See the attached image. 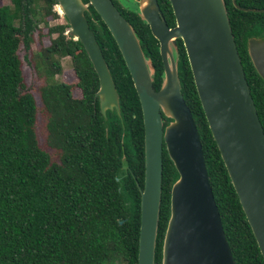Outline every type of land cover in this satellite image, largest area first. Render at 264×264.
<instances>
[{
    "label": "trees",
    "instance_id": "trees-1",
    "mask_svg": "<svg viewBox=\"0 0 264 264\" xmlns=\"http://www.w3.org/2000/svg\"><path fill=\"white\" fill-rule=\"evenodd\" d=\"M0 5V264H137L139 187L143 184L144 142L139 99L118 46L91 4L89 27L107 62L119 97L115 109L101 113L98 77L80 40L67 33L56 0H9ZM87 1V0H84ZM130 1V0H128ZM132 24L154 66L158 88L162 63L158 41L136 12L113 0ZM224 0L229 24L250 93L264 131V87L245 53V39L264 31V0ZM168 25L169 0H157ZM47 43L34 56L44 81L38 87L45 145L35 129L38 108L25 89L18 47L28 49L39 25ZM177 71L181 93L196 124L213 197L235 264H264L219 150L208 127L181 38ZM68 57L80 95L61 78ZM165 118L164 123L167 122ZM122 156L127 166L122 167ZM177 171L162 148L161 195L154 245L160 264L169 214V190ZM119 220H122L119 222Z\"/></svg>",
    "mask_w": 264,
    "mask_h": 264
},
{
    "label": "water",
    "instance_id": "water-1",
    "mask_svg": "<svg viewBox=\"0 0 264 264\" xmlns=\"http://www.w3.org/2000/svg\"><path fill=\"white\" fill-rule=\"evenodd\" d=\"M56 1L66 18L68 34L80 40L97 74L95 96L103 116L108 109L119 113V97L85 16L88 4L114 38L139 99L144 173L139 187L137 264L154 263L163 146L177 176L169 190L160 264H235L213 197L199 133L181 93L177 37L182 40L208 127L264 261V131L224 0H169L172 25L167 24L157 0H149L150 9H144L140 0H116L136 12L158 41L162 63L158 88L153 86L155 70L150 56L113 0ZM245 46L264 80V36L248 35ZM126 166L122 156V167Z\"/></svg>",
    "mask_w": 264,
    "mask_h": 264
},
{
    "label": "rangeland",
    "instance_id": "rangeland-1",
    "mask_svg": "<svg viewBox=\"0 0 264 264\" xmlns=\"http://www.w3.org/2000/svg\"><path fill=\"white\" fill-rule=\"evenodd\" d=\"M1 4H10L9 0H0ZM57 13L59 14L58 18H54L53 20H49L50 22H63L64 17L63 13L59 9L58 5L55 4L53 7ZM67 26V30H68ZM39 31L35 30L33 33V40L30 43V46L28 49H25V47L22 45V43L18 47V55L21 60V68H22V75L24 80L25 89L30 91L36 100V106L38 108V111L36 113V120H35V129L37 133V140L41 147L45 148L49 151L50 156L53 160L57 159V153L48 148L45 145V132H44V126H43V116L41 112L39 111L40 102L38 97V87L41 83H43L44 79L43 77L38 73L36 69V63L34 61V56L37 55L38 50L41 46L46 44L48 41V37L45 34L46 27L43 24L39 25ZM68 33V32H67ZM62 63V72L59 75V78H61L63 81L69 83L72 88V94L74 96H79L80 91L75 86L76 77L73 73V70L71 68V62L70 59L66 56L61 59Z\"/></svg>",
    "mask_w": 264,
    "mask_h": 264
},
{
    "label": "flooded vegetation",
    "instance_id": "flooded-vegetation-1",
    "mask_svg": "<svg viewBox=\"0 0 264 264\" xmlns=\"http://www.w3.org/2000/svg\"><path fill=\"white\" fill-rule=\"evenodd\" d=\"M116 7H117V6H116ZM258 28H259V26L256 28V31H255L256 33L253 34V35H256V36H259V37H263V36H264V31L262 32V31H260ZM250 35H251V34H250ZM246 38H247V36H246ZM245 41H246V39H245ZM245 43H246V42H245ZM245 53L247 54L250 64L252 65V67H253V69H254L256 75L258 76V78H259V80H260L262 86L264 87V80H263V78L260 76V74H258V72L256 71V69H255V67H254V65H253V63H252V61H251V59H250V56H249V54H248V52H247L246 46H245Z\"/></svg>",
    "mask_w": 264,
    "mask_h": 264
},
{
    "label": "bare ground",
    "instance_id": "bare-ground-1",
    "mask_svg": "<svg viewBox=\"0 0 264 264\" xmlns=\"http://www.w3.org/2000/svg\"><path fill=\"white\" fill-rule=\"evenodd\" d=\"M141 1V6L144 9H150L152 7L151 3L149 0H140Z\"/></svg>",
    "mask_w": 264,
    "mask_h": 264
}]
</instances>
